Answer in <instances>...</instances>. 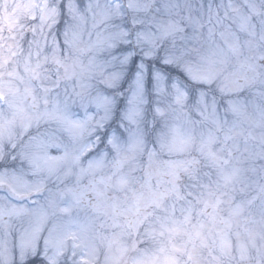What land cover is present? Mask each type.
<instances>
[{"label":"clouds","instance_id":"9594fccd","mask_svg":"<svg viewBox=\"0 0 264 264\" xmlns=\"http://www.w3.org/2000/svg\"><path fill=\"white\" fill-rule=\"evenodd\" d=\"M0 264H264V0H0Z\"/></svg>","mask_w":264,"mask_h":264}]
</instances>
